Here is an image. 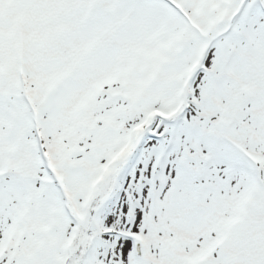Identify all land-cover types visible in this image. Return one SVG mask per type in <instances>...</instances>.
Wrapping results in <instances>:
<instances>
[{"label": "snow or ice", "instance_id": "obj_1", "mask_svg": "<svg viewBox=\"0 0 264 264\" xmlns=\"http://www.w3.org/2000/svg\"><path fill=\"white\" fill-rule=\"evenodd\" d=\"M0 264H264V0H0Z\"/></svg>", "mask_w": 264, "mask_h": 264}]
</instances>
